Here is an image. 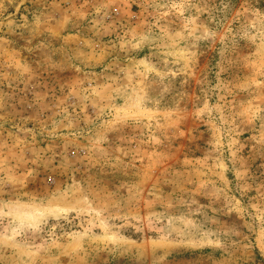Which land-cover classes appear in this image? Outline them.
Masks as SVG:
<instances>
[{
	"label": "rangeland",
	"instance_id": "rangeland-1",
	"mask_svg": "<svg viewBox=\"0 0 264 264\" xmlns=\"http://www.w3.org/2000/svg\"><path fill=\"white\" fill-rule=\"evenodd\" d=\"M0 264H264V0H0Z\"/></svg>",
	"mask_w": 264,
	"mask_h": 264
}]
</instances>
